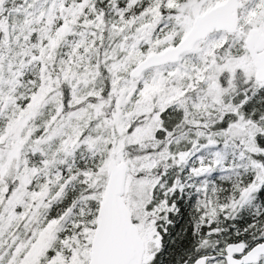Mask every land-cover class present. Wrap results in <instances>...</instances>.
Segmentation results:
<instances>
[{"label": "snow or ice", "instance_id": "1", "mask_svg": "<svg viewBox=\"0 0 264 264\" xmlns=\"http://www.w3.org/2000/svg\"><path fill=\"white\" fill-rule=\"evenodd\" d=\"M0 264H264V0H0Z\"/></svg>", "mask_w": 264, "mask_h": 264}]
</instances>
